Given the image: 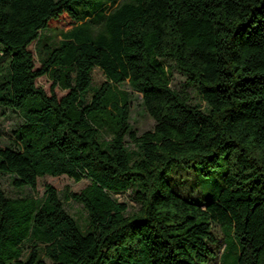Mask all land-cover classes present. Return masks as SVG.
<instances>
[{
    "label": "trees",
    "instance_id": "obj_1",
    "mask_svg": "<svg viewBox=\"0 0 264 264\" xmlns=\"http://www.w3.org/2000/svg\"><path fill=\"white\" fill-rule=\"evenodd\" d=\"M0 47V108L23 119L17 143L0 146V176L31 190L45 175L90 180L65 194L87 210L85 230L52 185L39 198L0 184V264H206L217 224L235 264H264V0H0ZM173 70L205 107L172 86ZM122 83L143 95L153 129L132 128ZM222 161L223 187L206 202L168 179ZM127 192L138 209L115 196Z\"/></svg>",
    "mask_w": 264,
    "mask_h": 264
},
{
    "label": "rangeland",
    "instance_id": "obj_2",
    "mask_svg": "<svg viewBox=\"0 0 264 264\" xmlns=\"http://www.w3.org/2000/svg\"><path fill=\"white\" fill-rule=\"evenodd\" d=\"M45 36L49 37V41L57 42L61 38L60 31L58 30H46L43 32ZM36 58L37 66H40L39 55L36 51V43H33L29 47ZM10 55L6 53L2 47H0V75L6 73L8 60ZM94 87L100 86L106 81V76L100 68H96L93 72ZM171 84L174 88L179 90H185L191 95L192 102L195 104H201L202 107L206 106V103L202 100L201 95L195 87L188 86L186 76L177 70H173L171 75ZM37 84L42 86L49 94L51 93L53 82L47 77L43 76L37 80ZM120 88L131 92V125L139 134L144 131L154 128L155 120L145 109L143 105V95L137 91H133L128 83H122ZM58 97H62L66 94V90L56 88ZM91 97V93L88 95ZM23 119L21 116L12 109L0 108V146L6 147L15 145V130L22 124ZM178 168V169H177ZM226 163L221 162V166L212 171L210 174H204L200 165H192L190 168H184L182 166H175L168 174V179L172 183L173 187L181 193L183 196L193 199L199 203L206 202L208 199L218 195L223 187ZM174 171V172H173ZM90 183V180L85 178L79 182H76L73 178L67 175L51 176L45 175L39 177L36 190H31L28 187L17 188L12 183V177L9 174L0 176V184L5 192L11 197L24 196L27 194H34L41 198L45 195L46 186L52 185L61 195L66 209L71 215L75 217L82 229H86L89 222L88 212L84 206L74 200L66 199L67 190L73 192H80L84 187ZM120 201H128L131 204L130 209H138L134 201H131L130 193H123L115 195ZM213 232L217 237V243L212 245V248L216 252L208 263L206 264H235V247L234 239L229 236H225L223 229L217 224L213 227ZM227 238V241H224ZM225 242L229 245L227 255L223 259H220L221 254L225 248ZM43 259L52 264L49 258L43 256Z\"/></svg>",
    "mask_w": 264,
    "mask_h": 264
}]
</instances>
